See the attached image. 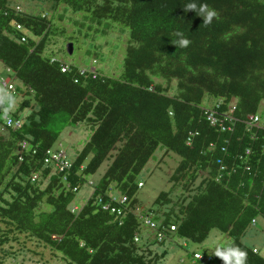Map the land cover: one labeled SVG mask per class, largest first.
Returning a JSON list of instances; mask_svg holds the SVG:
<instances>
[{"label": "trees", "instance_id": "1", "mask_svg": "<svg viewBox=\"0 0 264 264\" xmlns=\"http://www.w3.org/2000/svg\"><path fill=\"white\" fill-rule=\"evenodd\" d=\"M41 1L120 23L130 35L123 72L106 76L51 54L53 23L44 13L0 0V62L19 83L0 102L10 111L24 95L13 116L28 110L19 130L0 113V264L18 263L21 237L67 264H161L153 245L175 235L202 244L212 230L228 237L219 248L238 246L245 264H264L242 241L264 222V0ZM209 10L215 16L205 24ZM182 38L189 44L176 47ZM58 115L65 125L55 126ZM80 124L91 137L73 166L57 172L48 153L64 128ZM159 149L180 157L170 180L182 191H162L140 211L138 176ZM86 185L92 192L80 205ZM216 249L193 257L223 264Z\"/></svg>", "mask_w": 264, "mask_h": 264}, {"label": "rangeland", "instance_id": "2", "mask_svg": "<svg viewBox=\"0 0 264 264\" xmlns=\"http://www.w3.org/2000/svg\"><path fill=\"white\" fill-rule=\"evenodd\" d=\"M10 1L17 10L44 13L52 21L54 34L50 37L48 48L51 54L60 60L87 70H99L106 76H119L123 72V60L130 32L122 24L110 20H102L100 23L84 12L74 13L65 6L54 8L52 2L41 0ZM68 44L74 46L72 55H69L67 51ZM6 75V69L0 62V77ZM16 85L19 86L17 81ZM24 98V95L15 98L18 106L21 105ZM9 101L3 102L7 109L11 107ZM211 101H215V99L207 98L206 105H209L208 102ZM11 110H14V108L12 107ZM27 115L28 110H25L20 116L25 118ZM0 119H2L1 116ZM62 119V115L54 118L56 127L65 125L60 121ZM91 134V127H87L86 124L67 126L62 131L54 149L65 151L68 159L74 161L89 141ZM179 160L180 157L174 153L168 154L160 149L156 152L138 176V179L144 183L138 194L144 204L140 211L148 207L162 191L172 189L173 196L181 193V187L175 188L174 183L170 180ZM109 166L110 161L103 163L91 179L93 184L101 180ZM91 192L92 187L86 185L79 192L77 202L83 205L88 200ZM242 241L250 247H256L258 252L260 250L264 256V222L259 221L255 227H251ZM226 242H228L226 235L218 230H212L207 240L202 244L184 240L175 235L173 238L168 239L164 246L153 245L152 248L156 253L163 256L161 264H201L194 259L193 254L195 252L208 253ZM13 246L20 254L18 263L12 262V264H67L60 256H55L52 252L42 248L37 242L27 237H21L20 241L13 244Z\"/></svg>", "mask_w": 264, "mask_h": 264}, {"label": "clouds", "instance_id": "3", "mask_svg": "<svg viewBox=\"0 0 264 264\" xmlns=\"http://www.w3.org/2000/svg\"><path fill=\"white\" fill-rule=\"evenodd\" d=\"M190 8L192 7L191 5L189 6ZM203 8H204V6H202L201 7V11H203ZM16 9V8H15ZM18 11H20V10H18ZM22 12V11H21ZM46 16V15H45ZM44 16V17H45ZM215 16V11L214 10H209L208 12H207V14L203 17V21H204V23L205 24H207V23H209L211 20H212V18ZM17 29L18 30H20L19 29V25L17 26ZM23 41H25L24 39H23ZM189 44V41L187 40V39H180L179 41H177V43L176 44H174L176 47L177 46H179V47H186L187 45ZM63 67H67V66H65V65H63V66H61V69L63 68ZM68 68V67H67ZM68 70V69H67ZM6 72H7V75L6 76H4V77H0V79L1 78H7V79H9V80H14V79H12L11 77H10V70H7L6 69ZM67 72V71H66ZM63 73H65V72H63ZM15 88V87H14ZM0 90H1V88H0ZM14 91H17V88H15L14 89ZM13 95H15V94H13ZM2 97H5L6 99H9L10 100V98H11V96L9 95V93L7 92V90H1L0 91V100L2 99ZM19 97V96H18ZM15 99V98H14ZM1 103V102H0ZM0 107L2 108V111L0 112V113H2V114H6L5 115V117H10L11 119H13V120H21L22 122H23V125H24V118H22V117H20V118H15L14 116H13V111L14 110H7V108H5L4 106H3V104L1 103L0 104ZM231 109H234V111H235V108L232 106V107H230V109H229V113L228 114H226L225 115V118H227V120H231V117H230V115H232L233 113H234V111H233V113H231L230 114V110ZM211 112H215V114H217L218 112L217 111H215V110H212ZM258 117V116H257ZM225 118H224V120H225ZM250 118V117H249ZM227 120H225V121H227ZM210 123V122H209ZM251 123V122H250ZM211 124V123H210ZM4 126H6V127H8L7 126V124H6V121H5V124H3ZM23 125H22V127H23ZM212 125V124H211ZM21 127V128H22ZM10 129H12V130H15V129H13V128H11V127H9ZM20 128V129H21ZM19 130V129H18ZM224 130V129H223ZM50 152H57V153H63L64 155H65V157H66V160L69 162V164H70V168L73 166V163H74V161H70L69 159H68V155H67V153L65 152V151H63V150H61V149H56V150H51ZM69 168V169H70ZM57 170H58V168H57ZM57 172H59V171H57ZM65 179V178H64ZM139 185H141V182L139 183ZM144 186V183L142 182V186H139V188H142ZM120 198V202H121V200L122 199H124V197H122V196H120L119 197ZM112 199H114L116 202H118V200L115 198V197H113L112 196ZM257 225V223L256 222H254V226L253 227H255ZM174 227H171V231H174L175 230V228L173 229ZM248 233V232H247ZM256 248V247H255ZM254 252L256 253V252H258L257 251V248L256 249H254ZM214 255L216 256V257H218V258H220L222 261H223V264H245V257H246V252L243 250V249H241V248H239L238 246H228V247H225V248H223V249H221V248H219V247H217V249L215 250V253H214ZM196 259L201 263V264H206L205 262H202L201 261V259H198L197 257H196Z\"/></svg>", "mask_w": 264, "mask_h": 264}, {"label": "built area", "instance_id": "4", "mask_svg": "<svg viewBox=\"0 0 264 264\" xmlns=\"http://www.w3.org/2000/svg\"><path fill=\"white\" fill-rule=\"evenodd\" d=\"M67 67H63L62 68V72H66L67 71ZM0 88L1 90H7V92L9 93L10 90H14L15 88L13 86H11V80L7 79V78H1L0 79ZM0 90V91H1ZM2 111V108L0 107V112ZM234 109L230 110V114L233 113ZM228 118V117H227ZM227 118H225V120H227ZM5 121L8 127H11L15 130H18L22 127L23 122L21 120H13L10 117H5ZM208 121L212 124L215 125L217 123V116L215 114V112H211L208 115ZM258 121V117L257 116H250L249 118V122H251L252 124ZM49 156L50 159L52 161H54V163L56 164V167L58 168V171L60 173H64L65 171L69 170L70 168V164L69 162L66 160V157L63 153H57V152H49ZM47 163H49V161L47 160ZM126 200V198L122 199V201ZM152 227H155L154 224H151ZM174 229V228H173ZM198 259H201V261L203 262L204 258L201 255H197L196 256Z\"/></svg>", "mask_w": 264, "mask_h": 264}, {"label": "bare ground", "instance_id": "5", "mask_svg": "<svg viewBox=\"0 0 264 264\" xmlns=\"http://www.w3.org/2000/svg\"><path fill=\"white\" fill-rule=\"evenodd\" d=\"M20 28H21V27L19 26V29H20ZM83 70H84V69H83ZM83 70H82V71H83ZM11 86H13V87H15V88L18 87V86L16 85V81H15V80H12V81H11ZM14 93H15L14 90H10V91H9V95H10V96H12ZM48 155H49V153H48ZM48 158H50V157H48ZM139 186H142V184L139 185ZM124 201H125V200H124ZM124 201H122L121 203H123ZM103 209H104V210H108V209H109V206L107 205V206H105ZM111 211L114 212V210H111ZM255 222L257 223V221H255ZM147 224H148L152 229H154V228L156 227V224L153 223V222H151V221H148ZM151 224H154L155 227H152ZM253 224H254V223H253ZM202 257L204 258L203 262L208 263V262L210 261V258H209L208 256H204V255H202Z\"/></svg>", "mask_w": 264, "mask_h": 264}, {"label": "water", "instance_id": "6", "mask_svg": "<svg viewBox=\"0 0 264 264\" xmlns=\"http://www.w3.org/2000/svg\"><path fill=\"white\" fill-rule=\"evenodd\" d=\"M67 51H68L69 55L73 54V52H74L73 44H68Z\"/></svg>", "mask_w": 264, "mask_h": 264}, {"label": "crops", "instance_id": "7", "mask_svg": "<svg viewBox=\"0 0 264 264\" xmlns=\"http://www.w3.org/2000/svg\"><path fill=\"white\" fill-rule=\"evenodd\" d=\"M12 101V104H13V107H14V110L18 108V102H17V99H13L11 100Z\"/></svg>", "mask_w": 264, "mask_h": 264}]
</instances>
